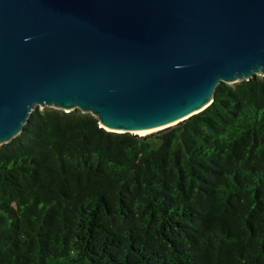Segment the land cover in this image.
<instances>
[{
	"label": "trees",
	"instance_id": "1",
	"mask_svg": "<svg viewBox=\"0 0 264 264\" xmlns=\"http://www.w3.org/2000/svg\"><path fill=\"white\" fill-rule=\"evenodd\" d=\"M0 264H264V76L143 136L36 107L0 146Z\"/></svg>",
	"mask_w": 264,
	"mask_h": 264
},
{
	"label": "water",
	"instance_id": "2",
	"mask_svg": "<svg viewBox=\"0 0 264 264\" xmlns=\"http://www.w3.org/2000/svg\"><path fill=\"white\" fill-rule=\"evenodd\" d=\"M257 75L264 0H0V146L40 106L143 136Z\"/></svg>",
	"mask_w": 264,
	"mask_h": 264
},
{
	"label": "bare ground",
	"instance_id": "3",
	"mask_svg": "<svg viewBox=\"0 0 264 264\" xmlns=\"http://www.w3.org/2000/svg\"><path fill=\"white\" fill-rule=\"evenodd\" d=\"M108 130H110V131H113V132H122V130H116V129H112V128H107ZM151 130H148V131H144V132H141V133H136V134H145V133H147V132H150Z\"/></svg>",
	"mask_w": 264,
	"mask_h": 264
},
{
	"label": "rangeland",
	"instance_id": "4",
	"mask_svg": "<svg viewBox=\"0 0 264 264\" xmlns=\"http://www.w3.org/2000/svg\"><path fill=\"white\" fill-rule=\"evenodd\" d=\"M260 76H262V75H260ZM39 108H40V109H43L44 107L40 106ZM151 132H153V131L147 132V133H145V134H140V135H146V134L151 133ZM154 132H155V131H154Z\"/></svg>",
	"mask_w": 264,
	"mask_h": 264
}]
</instances>
